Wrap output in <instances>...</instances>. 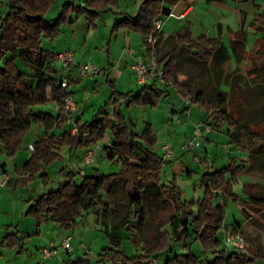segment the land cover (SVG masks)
Returning a JSON list of instances; mask_svg holds the SVG:
<instances>
[{"label":"trees","instance_id":"trees-1","mask_svg":"<svg viewBox=\"0 0 264 264\" xmlns=\"http://www.w3.org/2000/svg\"><path fill=\"white\" fill-rule=\"evenodd\" d=\"M164 1L143 0L136 15L126 16L117 22L115 27H127L139 32L150 51L151 46L146 39L155 32L154 20L161 14L169 13V9L163 5ZM53 2V0H6V8L0 16V154L12 158L22 147L25 136L33 124L45 121L55 130L50 133L46 130L45 134L38 135L34 140V149L30 151L31 154L23 164L24 167L31 169L28 179L41 171L42 163L48 164L62 158L59 147L67 146L71 155L75 149L85 144L97 143L106 132L111 134V143L107 147L108 155L110 158L118 159L120 170L111 173L94 170L92 175L81 176L80 181L77 182L74 180V172L63 168L60 170L62 180L56 188L43 191L36 197H30L31 203L26 214L32 216L37 225L43 220H52L68 231L76 223L71 213L79 206H82L85 211L89 209L86 199L99 197V190L110 193L119 189L126 203L122 206L121 221L115 223L113 228L122 227L127 231H133L142 225L141 200L148 187L152 186L157 190L159 201L162 204L168 203L172 209L168 226L157 232L146 247L145 254L131 257L124 255L121 251V238L113 232H108L112 245L116 247L115 250L107 247V250L110 249L109 257L114 264H146L142 261L144 255L153 256L155 253L158 256L164 251L173 252L171 241H177L182 246L183 252L172 254L158 264H202L200 256L195 253L191 245L193 242L198 243L199 249L204 253L212 254V258L205 260L204 264H246L247 253H243L240 259H235L217 239L218 224L223 221L225 211L222 201L213 203L216 196L214 190L218 189L226 197L238 201L239 198L232 192L225 174L230 173L232 177H235L243 170H226L228 166L204 173L200 182L204 188V194L197 201L196 210H193L190 207L192 202L187 203L182 199L181 189L174 181L170 184H159L162 170L160 154L157 155L153 150L155 139L148 124L141 133H137L133 124L114 107L111 112L106 109L99 111L89 121L75 120L77 132L74 135H70L69 128L62 129L65 124V115L61 103L66 92L62 90L59 83L54 52L42 49L41 41L42 39L53 40L58 36L60 26L73 20L71 10L76 12V17L86 13L91 23L97 15L98 8L115 5L117 0H86L85 7H71L70 3H66L57 18L52 21L45 18V13ZM91 7L95 9H90ZM159 36L154 44V53L164 68L166 77L173 80V88L184 99L198 102L209 113L208 117L214 119V127H219L227 121L232 126L229 133L231 142L248 152L251 163L257 159L264 161V132L253 131L249 123L240 122L230 115L227 103L222 96L214 105L203 89L193 90L188 81H181L176 75L180 51L185 52L187 59L203 65L224 64L228 54L222 42L218 38L206 35H199L193 39L180 33L172 37L171 46L167 51L158 54L156 45ZM17 58L29 68V71L36 70L35 75L30 76L29 71L21 69L16 63ZM251 60L253 66L256 61L264 64V45L257 48ZM45 69L50 71L49 75L44 73ZM252 69L258 71L259 66ZM257 71L247 82L264 83V72ZM257 77H261V80L257 81ZM261 88L264 91V87ZM163 92L165 90L150 89L148 92L138 93L129 104L154 106ZM50 102L59 107L56 113L41 110L34 112L32 109L36 105H47ZM260 112L259 123L264 121V100H262ZM4 167L5 163H0V169ZM240 167L243 168V166ZM41 176L45 177L43 183L46 184L47 174L42 172ZM252 187V184H248L243 188L248 194L246 204L264 203V194L258 196L252 193L250 190ZM102 211L107 210L103 208ZM161 225L159 223L157 226ZM17 227L18 225H15L14 233L3 236L0 240V248L14 245L19 249L22 248L21 236H16L19 232ZM85 263V258L82 257L66 262V264Z\"/></svg>","mask_w":264,"mask_h":264},{"label":"rangeland","instance_id":"rangeland-1","mask_svg":"<svg viewBox=\"0 0 264 264\" xmlns=\"http://www.w3.org/2000/svg\"><path fill=\"white\" fill-rule=\"evenodd\" d=\"M67 2L68 0H57L54 2L45 13V18L53 21L59 15L60 9H62L63 5ZM85 30L86 27H84V31ZM83 35H85L84 32ZM82 37H80L81 40H83ZM57 39V41H54L55 43L49 39H42V49L48 46L51 47L52 44L56 45L57 43L58 45L61 44L63 47H68V25L62 27L60 36ZM170 46L171 43L165 41L160 45V49L157 50L156 48V51L159 54V51H167ZM77 52H80V50ZM245 58L249 62L251 57ZM85 61L88 60L86 59ZM247 61H245L246 65L243 67L242 63L231 65L228 64V62L220 66L211 63L203 65L187 59L185 52L180 51L178 55V72L176 75L179 80L188 81L193 90L197 91L203 89L214 105L217 104L218 98L222 96L227 103V109L229 110L230 115L236 117L240 122L252 123V125H249L251 130L264 132V121L259 123L264 91H262L260 86H257L259 83L254 81L247 82L245 77L246 74H248L249 71H257L256 69H252V65H249ZM16 63L17 65H20V67H22L21 69L24 71H29V68L22 64L19 58L16 59ZM97 66L100 68V65L97 64ZM258 66L259 72L264 71V64H260L259 61H256L254 68H257ZM30 70L29 75L34 76L36 70ZM44 73L49 75L50 71L45 69ZM87 76L89 77L83 78L81 82L76 84L77 86L73 85L74 90L80 91L82 87L86 84L88 85L89 81L87 78L91 79V85L89 87L94 85V80L96 79L99 80L100 84L103 82L102 75L99 73ZM256 80H261V77H257ZM170 87L173 88V86ZM133 88H135V90L137 89L136 86ZM107 90L108 88L106 86L105 90L103 89V95H105V91L107 92ZM96 98H98V96H93L91 99L94 101ZM32 109L34 112L39 110L51 113L57 112L53 103H50L48 107L46 105H36ZM171 109L180 110L178 118L175 119L177 121L176 123H179V121H182L183 123L198 122L206 119L205 110L194 102L184 105V100L176 95V92L173 89L170 90L169 96L162 98L157 108L134 106L127 109L126 105L122 106V111L134 122L139 133L146 122L152 123L156 126L161 125L157 128L159 129L161 127V136L159 137L158 144L160 145L161 142L166 139L174 148L173 156L167 161L165 167V170H169L167 178L163 177L162 179L164 182L167 180V184L174 181L181 189L182 199L187 203H190L191 201L192 203H190V207L193 210H196L197 201L202 198L204 194V188L201 186L200 182L205 168L201 167L198 162H195V154H188L185 156L184 153L179 151L177 148L178 146L173 144L172 140H170L169 133H167V129L164 128V124L168 122ZM172 117L174 118V116ZM213 120L214 119H210L212 125L214 124ZM172 121L173 119L170 118L167 125L169 126V123ZM253 123L256 124L254 125ZM229 126L230 125L227 122H223L219 127H215L210 134L213 137L212 142L214 144L218 143V145H220L224 143V141L229 140ZM37 127L42 128V130L40 128V133L42 132L41 135L45 133L44 130H47L48 133L55 130L54 128H50L45 121L34 123L31 129L34 128V130H36ZM67 128L68 126L64 124L62 129L65 130ZM29 131L25 136L22 147L12 158L5 154H0V163H12L8 168V172L7 170L3 171L8 176V182L10 180L8 173L11 172L15 174L14 165L20 166L21 169H23V164L31 154L25 146L26 140L32 138L31 132ZM58 150L62 158L55 159L48 164L42 163L40 165V174L38 173L35 179H28V182H26L28 185H19L16 189H14L13 186L8 187V185L0 187V225H2V227H0V240L6 231L4 225L9 223L14 225L18 224V228L20 229L19 235H21L25 247L22 253H16V249H6L5 246L1 258V264H10L11 262L14 264H32L36 259L34 253H32L33 256L31 255V252H35V245L42 243L47 244L49 241H54V243L58 244L65 234H71V244L73 249L70 253L63 251L58 253L56 258H63L64 261L62 264H65L69 258L75 260L81 257L85 258V264H114L109 257L110 249L107 250V247L111 248V250H115L116 247L112 245L110 237L105 231L113 232L121 238L120 249L124 255L131 257L142 254L144 249L143 246L146 242V236L154 229V225L151 223V218L159 214V210L154 203L152 190H149L142 200L144 226L139 229L136 236L130 235V233L127 230L125 231L124 228L118 229L112 227L115 221L123 215L122 206L126 201L123 193L119 189L110 193H107L104 190H99V197L95 196L86 199L85 202L89 205V209L85 211L82 206H79L71 213V215L75 217L76 223L68 230V232L52 220H43L37 225L35 219L26 214L31 203L29 201L30 197H36L37 194L42 193L43 191L56 188L58 183L62 180L60 170L63 168L64 170H72L75 175L74 180L77 182L80 181L81 176L91 173L92 169L89 167L92 165H82L81 160L76 156V153L74 156L69 154L67 146H61ZM196 153L198 157L203 158L200 152L197 151ZM211 153L212 150H209V154ZM229 153L232 156H241L243 154V152H241V150L235 145H231ZM104 156L102 155L99 162L96 159L93 164L95 166L98 164L97 167L106 173L120 170L118 159L112 160L110 164H108V159ZM207 157H209V155H207ZM182 163H184V165L191 164L192 170L186 173V171L181 168ZM205 164H211L210 158ZM25 170L26 171L22 172L23 175L21 176V179H24L29 171V169ZM172 170H174V173ZM42 172L46 173L48 176L46 184L43 183L45 177L41 176ZM248 176L249 175L246 173H240L237 174L234 177L235 180L232 181V191L239 197V201H233L231 197H223L220 194L215 196L213 203L216 204L220 200L224 201L225 217L224 222H222L221 225L226 228L229 226V232H231V227L239 228L245 237L246 247H253L264 253V213L257 214L256 212L259 211V209H257L255 205L253 207L246 205L248 196L243 190V185L244 182L248 180ZM230 177L231 175L228 173L226 178ZM103 208L107 211L103 212ZM255 213L256 215H254ZM165 214H167V212ZM166 226L167 224H164L161 229ZM37 229L39 232L35 233ZM9 231H13V228H10ZM216 233L217 239L222 244L221 246L225 248L222 242L223 234L221 229H218ZM171 244L173 252H171L170 255L174 254L176 251L182 250V246H180L177 241H171ZM191 245L194 249L200 247L198 243L194 242ZM160 255L162 260L166 258L165 253ZM257 264H264V257L259 258Z\"/></svg>","mask_w":264,"mask_h":264},{"label":"crops","instance_id":"crops-1","mask_svg":"<svg viewBox=\"0 0 264 264\" xmlns=\"http://www.w3.org/2000/svg\"><path fill=\"white\" fill-rule=\"evenodd\" d=\"M53 1L56 2L57 0H53ZM85 1L86 0H68L67 3H70L71 7L72 6L85 7ZM142 1L143 0H117L115 5L111 4L104 8H98L97 15L92 20L91 23H89L86 13H83L80 16L76 17V12L74 10H71L70 14L73 17V20L68 21L67 23L61 25L59 28L60 31L58 36L55 37L53 40H51L53 42L57 41L58 40L57 38L60 36V33L62 31V27L68 25V47H63L61 46V44L58 45V43L56 45L52 44L51 47L50 46L44 47V50H51L54 53L65 49L74 50L75 60L77 63L88 62L96 67H98L97 64L100 65V68L98 67L100 69L99 74L102 75L103 82L100 84L99 80L96 79L94 80V85H92V87H89L91 85V79L87 78V80L89 81L88 85L86 84L84 87H82L80 91L74 90L73 85L78 84L79 82H81V80H83V78L89 76L78 75L77 63L71 66L69 90L74 96L76 102V109L72 114L75 120H80L82 122L89 121L93 117H95V115L99 111L101 112L102 110L106 109V111L111 112L113 108L116 107L122 112L126 120L130 121V123L133 124L136 132L139 133L134 122L130 118H128L122 111V106L126 105L127 109L134 106H139V107L146 106L149 108H157L162 98L169 96L171 89L175 90L174 88L160 85L159 83L154 82L153 80L150 81L146 86H137L133 80L131 65L134 62V59L137 56L148 58L149 49L144 43L143 37L139 32L127 27L116 28L115 24L123 20L126 16L136 15L140 9V5ZM163 5L169 9V13L161 14L158 17L162 19V27H161L159 40L156 45L157 50L160 49V45L165 41L171 43L172 37L180 33H184L186 34V36H189L190 38L193 39L199 35H206L212 38H218L225 46L228 54V59L225 63L228 62V64L231 65L236 63H242V67H243L244 65H246L245 61H247L245 57L247 58L252 57V54L257 50V48L260 47L261 45H264V0H177V1L165 0L163 2ZM5 8H6V0H0V16ZM90 9L94 10L95 8L91 7ZM84 27H86L85 31H84ZM83 32L85 33V35H83ZM80 37H82L83 40H81ZM79 50L80 52H77ZM161 52H165V51H159V53ZM85 58L88 61H85L86 60ZM247 63H249V65L251 64L252 68L254 67L251 58L249 62L247 61ZM18 66L20 67V65ZM177 69H178V65H177ZM177 69H176V74L178 72ZM254 75L255 72L249 71L248 74H246L245 76L246 80L248 81L249 78L253 77ZM257 83H259L257 86H260V88L264 87L262 86L264 85V83H260V82ZM106 86L108 90L107 92L105 91V95H103L104 92L103 89L105 90ZM134 86L137 87L136 90L135 88H133ZM150 89L165 90V92H163L158 98L156 105L150 106L149 104H136V103L129 104V102L134 98L135 95L141 92L142 93L148 92ZM175 92L176 95L180 96L184 100V98L176 90ZM112 93L114 94L112 95ZM93 96H98V98L92 101L91 98ZM262 100H264V98H262ZM50 103H48L46 106L48 107ZM194 103L198 104L199 107L205 110L198 102H194ZM53 104L55 109L58 110L59 107L55 103ZM105 104H107V108H105ZM184 105H188V104L184 103ZM179 111L180 110L177 109H171L172 115L170 114V117H168V122L170 118H172L173 121L169 123L170 124L169 126L167 125L168 122L164 124V128L167 129V133H169L170 140H172L173 144H176L178 146L176 147L179 149V151L181 153H184L185 156L188 154H195L194 160H195V156H197L196 155L197 151L200 152L202 157L209 155L210 163H211L210 165L198 163L199 165H201V167L205 168L204 173L216 171L223 167H228V166L229 168L226 170H243L242 173H246L247 175H249L248 180L244 182L243 188L248 184L249 185L252 184L253 187L250 189L251 192L257 194L258 196H262V194H264V161L257 159L251 163L250 162L251 158H249L248 152L245 149H242L241 147L237 146L235 143L231 142L230 136H229V140L224 141V143L220 145H218V143L214 144L212 142L213 137L210 135L211 132L215 129V127L210 123V119L213 118L208 117L209 113L206 110H205L206 119L202 121L209 122L212 125V129L209 132H207L205 137L200 139L193 147L188 149H182L181 145L189 138L192 130V125L194 122L183 123L182 121H179V123H176L177 121L175 119L178 118ZM172 116H174V118ZM147 124L150 126L153 134V138L155 139L153 150L156 152L157 155H159L160 151H159L158 143H159V137L161 136L160 135L161 127L159 129L157 128L161 125L156 126L153 125L152 123L146 122L144 123L142 130ZM253 124L255 125L256 123ZM249 125H252V123H249ZM67 126L69 128V125ZM37 128L36 130L32 128L29 131L31 132L32 138L26 140V144H25L26 149L28 142L34 141L38 135H41L42 133V132L40 133L41 127L38 129ZM229 128L230 130L228 131V135L232 130V126L230 125ZM97 143L99 145V149L95 161L97 159V161L99 162L102 158V155L103 156L105 155L104 157L108 159L107 162L108 164H110L112 160L117 159L116 157L110 158L108 155L107 147L111 143L110 133L106 132L104 137L101 140H99ZM90 144L91 143H88L83 145L82 147L75 149L71 155L74 156V154L76 153V156L81 160L82 155L84 154L88 145ZM231 145H235L236 147H238L241 150V152H243V154L241 156L230 155L229 149L231 148ZM209 150H212L211 154H209ZM195 162L197 161L195 160ZM11 164L5 163V167L4 169H0V173L5 170H7L8 172V168L10 167ZM97 165L95 166L94 164H92V166L89 167L92 169L91 173L86 175H92L94 173V170H98L100 172L106 173L102 171L99 167H97ZM118 165L120 166L119 161H118ZM166 165L167 163L161 166L162 170L160 172L159 184H164V185L167 184V180L164 182L162 179L163 177L167 178V174L169 172V170L168 171L165 170ZM240 166H243V168ZM22 168L23 169H21L20 166L14 165L15 174L11 172L8 173L10 180L4 186L7 185L8 187L13 186V188L16 189L18 188L19 185H26L27 184L26 182H28L27 176L30 174L31 169L24 166ZM181 168L185 170L186 173H188L190 172V170H192V165L191 164L184 165V163H182ZM25 169H29V171L26 177L24 179H21V176L23 175L22 172L26 171ZM173 171L174 170H172V172ZM38 173L34 174L33 179H35ZM107 173H111V172H107ZM227 174L228 173L225 174V178ZM234 180L235 178L232 176L230 178H226V181L231 186V190H232V181ZM4 186H0V187H4ZM149 190H152V194L154 196L153 197L154 203L156 205V208L159 210V214L151 218V223L154 225V229H153L154 231L153 230H152L153 232L150 231V233L146 236V242H145L146 245L144 244L143 246L144 249L142 254H145L144 251L146 247L149 246L150 241L154 238L157 232L167 228L168 221L172 215V209L170 208L168 203L162 204L159 201V198L157 197L156 188L150 186L148 187L146 193ZM214 191L216 196L221 194L223 197H226L225 195L222 194V191L220 189ZM246 195L248 196V194ZM142 200H141V207H142ZM239 200L240 199H238V201ZM221 201L224 203L223 200H220L219 202ZM247 201L248 199L246 200V202ZM124 203H126V201ZM246 205L252 207L255 205V207L259 209V211L256 212L257 214L264 213V203L246 204ZM166 212L167 214H165ZM256 213L254 215H256ZM142 215H143V207H142ZM121 219L122 216L118 220H116L115 223L120 222ZM222 222H224V219ZM222 222L218 224V229H221L223 234L224 231L229 230V226L228 228L224 227L223 225H221ZM143 223L144 220H142V225L137 230L128 231L130 235L136 236L139 229H141L144 226ZM159 223L162 224L160 227L157 226ZM164 224H167V226L161 229V227ZM15 225L11 223L4 225V229L6 231L3 236L9 233H14L16 231ZM0 227H2V225H0ZM10 228H13V231H9ZM17 229L19 230V232L16 236L19 237L21 236L19 235L20 229L18 227ZM118 229H122V227H118ZM234 231H240V229L237 227H231V232ZM38 232L39 231L37 229L35 233ZM105 232L108 233V231ZM51 242L54 241H49L47 244L42 243L35 245L34 247L35 252H31L32 256H33L32 253L36 255L35 260L40 258L39 249L43 246H48ZM21 244H22V248L20 249L18 246L15 245L13 247L6 246V249H16V253H22L25 249L22 237H21ZM4 247L5 246H2L0 248V264L4 252L3 251ZM194 251L196 254L200 256V260L202 264L205 263V260L207 259L210 260L212 258V254L210 252L204 253L199 248L195 249ZM182 252L183 250H179L176 251L174 254H180ZM164 253L166 254L165 255L166 258L170 256V251H164L160 254H164ZM244 253H247L246 264H257L259 258H261V256H264V253H262L259 249L253 247H246ZM160 254L158 256H156L155 253L153 254V256H155L158 260L157 264L162 263L165 260V259L162 260ZM57 255L58 254H55L51 259H44L42 261L43 262L42 264H62V262L64 261L63 258L61 257L56 258ZM71 260L72 259L69 258L67 261H71ZM10 264H14V263L11 262Z\"/></svg>","mask_w":264,"mask_h":264},{"label":"built area","instance_id":"built-area-1","mask_svg":"<svg viewBox=\"0 0 264 264\" xmlns=\"http://www.w3.org/2000/svg\"><path fill=\"white\" fill-rule=\"evenodd\" d=\"M155 32L147 37V43L150 44L151 50L149 51V57L144 58L137 56L131 65L133 80L138 86H146L150 81H154L164 86H173V80L166 77L165 70L159 63L154 53V44L160 35L162 27V19L157 18L154 20ZM54 60L57 63L59 83L65 95L63 97L61 108L65 115V124L69 125L70 135H74L77 132L75 119L72 114L76 109V102L74 96L69 90L70 83V71L71 66L76 64L75 53L70 49H65L54 53ZM78 75L87 76L94 75L100 72V69L92 64L86 62H78ZM185 104L191 103L190 99H184ZM212 129V125L206 121L194 122L189 138L181 145L182 149H188L193 147L200 139L204 138L206 133ZM27 149L33 151L34 143L28 142ZM98 143H91L88 145L86 151L82 155L81 164L84 166H90L95 162V158L98 154ZM160 151V164L165 165L169 161L174 153V148L168 140H164L159 145ZM195 160L198 163L205 164L209 161V157L203 158L195 156ZM8 182V176L4 172L0 173V186H4ZM223 245L232 254L235 259H240L242 254L246 250L245 237L240 231L223 232ZM71 234H65L61 241L56 244L51 242L48 246H43L39 249L40 258L35 260L33 264H42L44 259H51L55 254L60 251L70 253L72 251ZM142 261L146 264H157V258L155 256L144 255Z\"/></svg>","mask_w":264,"mask_h":264}]
</instances>
